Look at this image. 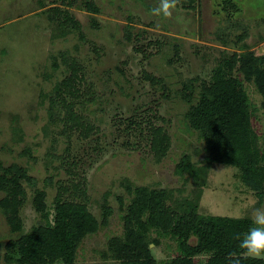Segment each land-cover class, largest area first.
Instances as JSON below:
<instances>
[{"label": "rangeland", "instance_id": "1", "mask_svg": "<svg viewBox=\"0 0 264 264\" xmlns=\"http://www.w3.org/2000/svg\"><path fill=\"white\" fill-rule=\"evenodd\" d=\"M230 1L232 7L198 0L190 8L181 0H70L69 7L60 0H0V163L26 168L33 180L24 185V232L41 220L37 192L45 193L51 218L57 197L86 204L99 222L110 209L108 226L84 239L76 264H121L109 241L124 235L130 186L166 189L172 206L187 199L204 216L249 217L264 229V203L236 168L205 167V142L186 117L224 57L242 48L264 55V0ZM66 61L79 68L80 83L75 94L57 99L58 84L70 74ZM185 87H194L191 99H183ZM245 87L264 139L262 97L253 83ZM63 99L75 104L80 123L66 119ZM152 127L171 138L161 160L151 150ZM185 156L206 168L202 178L176 172ZM16 238L0 211V264ZM155 238L158 264L177 255L174 240Z\"/></svg>", "mask_w": 264, "mask_h": 264}, {"label": "trees", "instance_id": "2", "mask_svg": "<svg viewBox=\"0 0 264 264\" xmlns=\"http://www.w3.org/2000/svg\"><path fill=\"white\" fill-rule=\"evenodd\" d=\"M184 6L194 8L198 0H181ZM70 6V0H60ZM226 7L234 4L224 0ZM56 13L60 12L57 8ZM93 11L98 12L97 8ZM70 20L68 13H65ZM66 20V22H67ZM69 76L56 89L57 99L75 94L80 83L79 68L73 63ZM152 84L162 80L147 77ZM253 83L262 97L264 110V55L241 49L224 57L213 71L210 81L199 86V98L186 115L190 126L205 142L208 153L206 166L214 164L234 167L240 171V180L264 203V139L254 128L253 106L245 87ZM183 99L193 97L194 87H185ZM55 102V101H54ZM66 119L80 123L75 104L62 101ZM57 107V105H56ZM79 119V120H78ZM151 150L159 160L165 158L171 147V138L163 127L151 128ZM206 168H199L185 156L176 172L188 174L195 180L204 176ZM26 168L17 164L5 167L0 163V211L12 233L17 234L5 246L7 264H76L80 245L88 236L108 226L110 209L102 222L84 203L56 199L53 217L47 211L45 193L37 192L34 199L41 215L39 223L30 232H24L21 214L27 200L25 183H32ZM130 204L124 216V235L109 241V252L121 264H158L151 245L159 240L152 234L174 240L177 255L161 264H264V229L255 220L223 216H204L198 213L194 202L185 200L172 206L173 192L166 189L130 186ZM258 229V231H257ZM194 241V242H193ZM202 259H204L202 261Z\"/></svg>", "mask_w": 264, "mask_h": 264}]
</instances>
